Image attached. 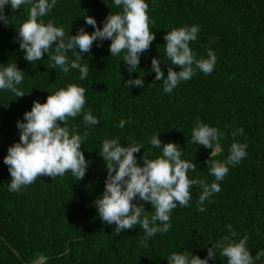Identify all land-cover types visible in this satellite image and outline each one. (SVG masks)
<instances>
[{
  "label": "trees",
  "instance_id": "obj_1",
  "mask_svg": "<svg viewBox=\"0 0 264 264\" xmlns=\"http://www.w3.org/2000/svg\"><path fill=\"white\" fill-rule=\"evenodd\" d=\"M145 3L155 40L141 54L138 69L129 74L122 61L125 53L111 56V41L104 40L101 46L94 43L90 53L82 54L81 65H89L84 80L79 78V69H70L67 74L59 67L52 69L47 53L32 64L24 60L17 29L28 20L30 5L16 11L5 6L8 20L0 21V69L14 62L25 73L17 85L25 95L17 98L10 90H0V264H168V256L182 250L204 259L211 244L225 236L235 242L247 236L246 247L254 264H264V256L256 259L264 252V0ZM120 11L113 0H56L55 7L38 18V23H51L69 35L82 27L91 34L94 29L85 24L86 15L102 27L109 13ZM186 26H199L197 39L189 46L196 59H207L211 50L216 56L214 69L210 74L197 70L191 79L165 93L163 81L154 79L151 60L158 58L167 75L172 65L163 37ZM66 55L69 61L76 59L73 51ZM137 77L143 78L144 86L128 89L124 83ZM69 84L86 90L82 112L68 118L66 125L71 134L89 133L81 145L85 159L90 161L85 177L76 180L70 172L55 178L41 176L10 192L11 176L3 157L9 146L19 142L16 122L23 121L34 100L44 103L48 94ZM87 112L99 123L85 125ZM121 120L126 122L123 128L118 127ZM197 120L223 133L219 148L213 147L215 154L191 142ZM240 128L243 134L233 137ZM155 134L162 143L177 144L181 159L197 165L195 172L189 171V179L209 184L215 178L209 174L208 159L225 161L233 142L247 144V155L238 164L228 165V173L217 182L221 191L205 200V211H199L197 204L202 189L193 185L189 206L177 204L170 213L168 232L146 239L137 225L116 235L114 226L101 221L93 204L102 195L107 176L99 149L106 139H118L121 146L142 145L134 154L142 165L145 152L151 159L162 155V148L150 144ZM144 207L150 218L154 209L150 203ZM157 226H161L159 222ZM142 240L146 246H141ZM215 251L217 257L208 264H227L220 250Z\"/></svg>",
  "mask_w": 264,
  "mask_h": 264
},
{
  "label": "clouds",
  "instance_id": "obj_2",
  "mask_svg": "<svg viewBox=\"0 0 264 264\" xmlns=\"http://www.w3.org/2000/svg\"><path fill=\"white\" fill-rule=\"evenodd\" d=\"M118 13H109L98 27L92 16L86 15L83 19L86 25L94 31L89 34L80 28L75 35H69L63 28H57L51 23H38V18L45 16L56 5V0H0V21L7 22L4 14L5 6L16 11L22 5H30L29 18L17 29L19 48L24 53V60L29 63L48 58L53 62L51 68L59 67L65 74L70 69H79L81 80L89 74V65H81L82 54L90 53L96 43L101 46L104 40H110L109 52L117 56L124 52L122 61L127 66L129 74L138 69L141 54L150 49L155 40V33L149 28L148 5L145 0H113ZM199 26L181 27L173 29L164 35L165 52L170 65L179 68H167V75L161 70L158 58H152L151 70L155 72V81H163V91L171 93L181 81H188L197 70L210 74L216 62L215 54L209 50L208 58L196 59L189 44L197 39ZM54 48V54H50ZM79 49V52L76 50ZM73 51L75 60L69 61L66 53ZM165 63V64H169ZM24 72L13 62L0 69V90H10L17 98L25 93L17 88L24 80ZM166 77V78H165ZM125 86L143 87L142 77L129 79ZM85 88L69 84L54 94L47 96L44 103L32 102L30 111L23 114V121L18 120L16 127L19 131V142L13 143L3 157L11 176L10 192H17L23 186L32 184L37 177H62L70 172L76 180H82L90 161L85 159L81 150L82 141L88 137V131L83 135L71 134L66 126L68 118H75L82 112L85 105ZM85 125H96L98 119L90 112L84 113ZM62 122L63 126H60ZM126 122L121 120L118 127L123 128ZM243 134V129L232 133L233 137ZM223 135L217 128L197 120L191 131V142L210 148L212 154L214 145L219 148L220 138ZM150 144L154 148H162V155L155 159L149 158L145 152L141 157L142 165L138 163L135 153H139L142 145L133 143L130 146H121L118 139H106L99 149V155L104 161L107 176L104 190L93 204L103 223L114 226L115 234L124 230H131L137 225L143 229L146 239L157 233L169 231L170 213L177 207H188L191 200L190 187L199 185L202 189L197 204L199 211L206 199L212 194L221 191L218 181L223 180L229 171L228 165L238 164L246 157L247 144L233 142L230 154L223 162L217 160L206 161L209 174L214 181L209 184L205 180L189 179V171L195 172L197 165L192 161L181 159L180 147L173 143H162L158 134L151 137ZM143 202V203H141ZM144 203H150L154 214L149 218L146 215ZM157 222L161 226H157ZM231 229V225L227 226ZM236 233L233 231L232 236ZM248 237L235 242L225 236L222 240L211 244L207 250V257L201 259L188 250L172 253L168 256V264H208L209 260L220 256L226 258L227 264H254V259L246 247ZM141 246H146L142 240ZM264 256V252L257 254L256 259Z\"/></svg>",
  "mask_w": 264,
  "mask_h": 264
}]
</instances>
